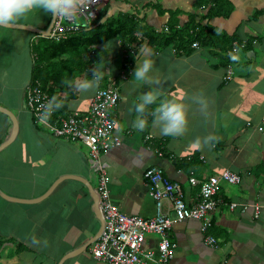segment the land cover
<instances>
[{"label": "crops", "instance_id": "0c3cea01", "mask_svg": "<svg viewBox=\"0 0 264 264\" xmlns=\"http://www.w3.org/2000/svg\"><path fill=\"white\" fill-rule=\"evenodd\" d=\"M228 2L232 9L228 19L205 18L202 24L229 35L237 33L245 42L235 63L229 65L231 80L225 82L227 68H222L218 57H211L200 46L191 47L192 52L185 54L181 48L175 51L172 47L160 48L158 43H141L139 50L143 45L152 49L150 75L158 82L132 79L136 61L142 59L138 52L129 75L118 79L116 86L120 97L114 114L122 144L97 159L108 180L111 204L123 215L143 219L156 214L143 178L151 167L181 186L187 204L196 200L199 191L198 185L189 182L191 178L201 183L224 170L240 177L236 185L221 184V203L212 215L213 224L207 234L200 232L197 221L172 226L169 238L175 250L169 264H264V211L255 218L250 207L245 211L229 208L231 203L261 202L264 195V0ZM195 3L196 0H109L108 7L110 16L136 12L144 18L146 28L164 35L170 22L179 28L190 16L195 21L205 17L207 11L195 9ZM31 15L27 21L11 24L41 30L46 21ZM42 17L48 19L50 15L42 13ZM34 39L29 32L0 26V107L9 111L18 124L14 134L11 119L0 113V191L18 200L0 197V247L8 248L7 254L0 253V264H108L91 257L90 252V244L102 225L96 216L101 215L96 195L100 176L90 164L88 148L57 138L48 129L35 125L26 105V88L33 81ZM249 39L256 40V45L247 47ZM106 49L110 59L103 69L116 78L125 56L119 57L122 51L117 42ZM249 52L253 55L247 56ZM82 80L83 77L76 79V84ZM108 82L101 78L87 91L76 88L75 100L68 103L65 115L52 122V106L49 121L55 123L74 111H87L95 93ZM152 89H159L161 96L146 107V126L138 130L134 127L138 116L135 105L140 95ZM42 90L49 98L47 89ZM64 97L65 93H56V98ZM168 99L185 108L186 127L179 136L161 135L153 123L151 112L161 100ZM199 99L206 101V109L202 110ZM49 103L52 105L50 98ZM13 135V140L3 146ZM145 135L153 137L150 144H143ZM207 137L212 139L205 143ZM156 151L162 156L158 157ZM206 236L215 239L214 247L206 244ZM158 241L156 235H147L142 247L153 259L158 256Z\"/></svg>", "mask_w": 264, "mask_h": 264}, {"label": "built area", "instance_id": "2783aa9c", "mask_svg": "<svg viewBox=\"0 0 264 264\" xmlns=\"http://www.w3.org/2000/svg\"><path fill=\"white\" fill-rule=\"evenodd\" d=\"M108 3L109 0H82L80 12L75 19L54 17L50 35L46 39L58 43L86 28L99 25L110 16L106 14ZM164 31L166 32L167 28H164ZM136 36L141 37L139 34ZM252 44L256 45V40L252 41ZM244 46L245 42L233 43L232 53L237 54ZM192 47L198 48V44L194 43ZM231 74L229 68L224 80H229ZM118 101V90L113 80H110L105 88L95 93L87 111H74L51 123L49 115L44 116L50 103L41 85L37 81H32L26 88V105L35 122L57 138L81 143L87 147L91 156L90 164L94 172L100 176L97 194L105 226L99 243L92 250L93 258L106 261L108 264H169L174 258L175 250L169 238L172 226L184 221H197L200 224V232L207 234L211 227L212 213L221 203L216 198L220 182L236 185L241 180L238 175L226 170L201 183L191 178L189 182L193 186L198 185L199 191L196 200L192 204H187L181 186L176 182H170L160 169L151 167L144 172L143 178L156 205L155 216L143 219L121 214L110 202L106 186L108 180L104 176L103 166L97 160L100 154L122 144L120 136L116 133L118 124L114 114ZM152 138L151 135H145L143 144H150ZM156 153L158 157L162 156L161 152ZM237 207L243 211L250 207L254 217L258 218L264 211V195L261 202L229 205L231 210ZM147 235H156L159 238L156 259L143 252L142 247ZM205 242L212 247L216 243L210 236H206Z\"/></svg>", "mask_w": 264, "mask_h": 264}, {"label": "trees", "instance_id": "16d2710c", "mask_svg": "<svg viewBox=\"0 0 264 264\" xmlns=\"http://www.w3.org/2000/svg\"><path fill=\"white\" fill-rule=\"evenodd\" d=\"M109 8H107L106 14H110ZM200 8L207 11L205 17L201 16L199 21H195L194 17L190 16V20L179 28L174 27L170 22L167 34L164 35L156 34L148 27L146 28L143 24L144 18H139L136 12L109 16L99 25L86 28L58 43L32 34L35 37L31 42L32 53L35 55L32 79L37 81L42 89L48 91L52 106L55 107L51 121L54 122L57 117L64 116L68 103L75 100L73 91L77 88L76 79L84 75L90 77L89 74L93 66L104 68L109 58V50L106 49L109 44L117 42L122 51L119 57H122V54L126 57L133 49L130 47L142 43V41H138L135 34H140L150 45L158 43L160 48L172 47L175 50L181 48V52L185 54H190L192 45L197 43L201 48L207 49L211 53V57H218L222 68H228L229 65L235 63L232 44L241 42L237 33L229 35L216 27L202 24L205 18L228 19L232 14L230 3L228 0H196L195 9ZM170 16L174 18L175 14ZM50 17L41 27L42 31L48 28ZM252 40H247L248 47ZM133 64L134 59L129 57L123 59L121 66L129 70ZM118 81L117 79V84ZM57 92L65 93V97L63 99L56 98ZM218 194L216 198H218Z\"/></svg>", "mask_w": 264, "mask_h": 264}, {"label": "clouds", "instance_id": "9594fccd", "mask_svg": "<svg viewBox=\"0 0 264 264\" xmlns=\"http://www.w3.org/2000/svg\"><path fill=\"white\" fill-rule=\"evenodd\" d=\"M81 3L82 0H0V25L15 23L37 11L61 19H66V18L75 19L80 12ZM46 38L48 37H45L44 39ZM137 38L139 39L138 41H142L143 44L148 43V41L144 39L142 36ZM140 44L137 43L136 46L130 47V49L133 48L131 49V52H133V54L130 52V54L125 57V58L132 57L134 59V62L136 61L135 59L137 57L138 52L140 57H142V59L139 62L136 61V65L133 70L132 79L137 82L157 83L158 80H156L154 77L150 75V72L153 70V63H154L153 60L151 59L153 55L152 49L147 45H143L139 50L138 46ZM251 45L253 46L252 42ZM109 59L110 58H108V61ZM133 65L129 67V70L126 68H122L121 66L118 70V75L116 78L112 76L109 70L101 69L97 66H93L92 70L90 71L92 73L89 74L93 79L92 80L84 79L80 81L76 85V87L78 88V90L87 91L95 87L96 83H98L101 78L103 79L107 78L109 81L111 79L113 80L115 86H117L119 83L116 84V80L121 78L124 79L125 77H127ZM229 68L231 69V67L228 66L226 72ZM82 77L86 78L87 76L84 75ZM230 80L231 77L229 80H226L225 82ZM160 96H161V92L159 91V89H152L140 95L139 97L140 102L135 105V112L138 114L137 119L134 121L135 128H137L138 130H143L145 128L146 126V119L144 118L145 109L147 106L155 104ZM198 102L200 103L202 110L207 108L206 101H204L203 99H199ZM56 106L59 107V105ZM51 108L52 105L49 104L48 109L44 113L45 117H47L50 114ZM151 116L153 117V123L159 127L161 135L179 136L185 131V127H186L185 108L183 104L178 103L175 100H171V99L161 100V102L151 112ZM34 124L38 125L35 122V120H34ZM210 139H212V137H207L205 138L204 142L207 143L208 140ZM196 143L197 145H199L200 141L197 140ZM96 195L99 200L97 191H96Z\"/></svg>", "mask_w": 264, "mask_h": 264}, {"label": "water", "instance_id": "95a60500", "mask_svg": "<svg viewBox=\"0 0 264 264\" xmlns=\"http://www.w3.org/2000/svg\"><path fill=\"white\" fill-rule=\"evenodd\" d=\"M53 20H54V17L51 16L50 23L48 25V28L45 31L36 29V28H34L32 26H23V25H15V24H5V25H0V26L4 27V28H10V29H17V30L26 31V32H29L31 34H35L37 36H41V37L45 38V37H48L49 34H50V30H51V27H52V24H53ZM249 55H253V52H249L247 54V56H249ZM0 113L6 115L7 117H9L11 119L12 125H13V127H12L13 128V133L15 134L17 132V130H18V124H17V120L15 119V117L9 111H7L6 109H4L2 107H0ZM13 137H14V135L11 136V138L8 140V142H6L5 144H2V145L3 146H7L8 143H10L13 140ZM47 193L42 195L41 197L44 199L47 196ZM0 197L4 198L5 200H8V201H14V202L18 201L16 199L8 197L7 195L2 193L1 191H0ZM96 216H97V219L99 220V222L102 223V219H101L100 214L96 213Z\"/></svg>", "mask_w": 264, "mask_h": 264}, {"label": "rangeland", "instance_id": "374dc122", "mask_svg": "<svg viewBox=\"0 0 264 264\" xmlns=\"http://www.w3.org/2000/svg\"><path fill=\"white\" fill-rule=\"evenodd\" d=\"M41 14H42V12H34L32 15H33V18L34 19H43L44 21H46L47 22V17H46V19H44L43 17L42 18H40L41 17ZM31 15V16H32ZM30 18V16H28V17H26V18H24V19H21V20H19V21H27L28 19ZM239 44H241V42L239 43ZM92 73V72H91ZM86 78H91V79H93L91 76L90 77H86ZM83 79H85L84 77H83ZM78 81V80H77ZM76 84V83H75ZM77 85V84H76ZM7 247L4 245V246H2V247H0V253H6L7 254Z\"/></svg>", "mask_w": 264, "mask_h": 264}, {"label": "bare ground", "instance_id": "6f19581e", "mask_svg": "<svg viewBox=\"0 0 264 264\" xmlns=\"http://www.w3.org/2000/svg\"><path fill=\"white\" fill-rule=\"evenodd\" d=\"M222 183H224V182L221 181V182H220V186H221ZM232 185H233V184H232ZM100 216H101V219H102V223H101V225H102V229H101V231L99 232L98 236H97V237L92 241V243L90 244L91 257H93L92 250H93L94 246L97 245V244L99 243V241H100V239H101V235H102V233H103V231H104V226H105V224H104V219H103V217H102V214H101ZM145 237H146V236H145Z\"/></svg>", "mask_w": 264, "mask_h": 264}]
</instances>
